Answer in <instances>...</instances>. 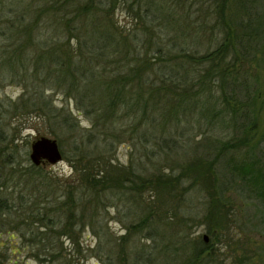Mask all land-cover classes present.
Masks as SVG:
<instances>
[{"label":"trees","instance_id":"16d2710c","mask_svg":"<svg viewBox=\"0 0 264 264\" xmlns=\"http://www.w3.org/2000/svg\"><path fill=\"white\" fill-rule=\"evenodd\" d=\"M160 1L50 0L37 9L40 14L55 12L63 31L37 39L39 53L35 58L42 65H36L35 71L52 61L54 71L53 67L49 70L63 77L58 79L60 85H65L66 94L91 121V127L84 129L65 107L56 112L50 103L42 106L55 116H63L77 149L71 159L76 185L68 183L64 199L54 206L65 217L53 220L47 207L43 213L39 212L42 207H36L33 221L42 223L44 230L35 231V235L32 232L29 239L37 244L44 241L52 256L56 252L60 256L61 236L77 243L79 231L88 226L77 207L85 210L94 203L97 209L111 190L121 189L131 197L151 190L173 200L175 207H181L192 191L205 193L208 207L204 222L212 237L209 241L197 237L192 243L183 239L185 249L177 264H210L214 260L213 241L225 232L233 217L229 186L236 184L264 202V155L258 152L264 141V129L260 128L264 121V0H193V4L207 5L209 13L195 28L188 22L194 29L192 42L180 41L176 33L170 35L167 21L176 20L175 12L168 9L166 0ZM172 1L186 5L190 0ZM127 3L133 19L140 20L142 33L132 31L139 27L129 29L115 18L118 4ZM209 25L215 46L204 47L197 39L206 35ZM62 33L63 43L55 46V37ZM214 121L231 129L233 135L225 139L223 134L206 129V124ZM188 133L204 134L209 149L188 161L177 159V172L174 167L167 171L160 161L156 164V156L167 157L173 148L182 149L190 140ZM127 137L134 140L136 149L131 157L141 150L150 165L156 164L153 169L143 168L142 162L139 169L134 158L128 165L113 162L116 145ZM26 169L28 182L41 192L34 200L47 199L62 185L40 165L30 164ZM18 197L20 201L24 198ZM145 204L148 210L150 202ZM14 207L8 196H0V217ZM150 213L117 238L119 263L137 264V254L154 258L147 245L137 252L128 245L134 233L147 231L145 238H153L148 228ZM101 232L108 234L103 227L97 231ZM129 251L134 260L128 259Z\"/></svg>","mask_w":264,"mask_h":264},{"label":"rangeland","instance_id":"374dc122","mask_svg":"<svg viewBox=\"0 0 264 264\" xmlns=\"http://www.w3.org/2000/svg\"><path fill=\"white\" fill-rule=\"evenodd\" d=\"M47 1L50 0H0V196H8L10 203L17 206L0 217V264H122L117 261V238L127 234L128 226L138 222L148 212H151V225L148 228H151L150 234L153 238H145L147 231L134 233L128 245L132 251L137 252L145 244L154 258L149 260L146 254H137V264H177L185 249L182 246L183 239L193 242L197 237L202 238L207 234L206 241H209L210 236L212 237L204 222L206 206L208 207L205 193L192 191L181 207H175L173 200H165L151 190L136 195L138 197L124 194L121 189L111 190L107 193L108 199L99 203L97 209H94V203H89L85 210L77 207L76 212L84 213L88 226L79 231L77 243L64 235L60 237L59 240L63 241L60 256L55 255L58 252L50 255L51 251L44 248V241L37 244L29 239L32 232L35 235V231L44 230L40 227L42 223L33 221L37 213L36 207H42L39 211L41 213L45 212L43 207H47V213L53 220L63 219V211L54 210V206L64 199L68 183L76 185L75 170L71 161L74 153H77L73 133L64 124L63 116H55L53 111L51 113L42 106L47 107L44 104L50 103L57 108L56 112L65 107L81 128L91 127V121L79 112L75 100L66 94L65 85H60L58 79L63 77L60 78L57 73L50 71L53 62H48V68L43 67V70L35 71L36 65H42L39 61L37 64L35 58L39 53L36 47L37 39H44L46 35L59 30L63 31V25L58 23L55 12L40 14L37 11ZM164 3L169 10L175 12L176 18L172 21L168 19L167 31L171 36L178 34L180 41L192 42L194 29L189 27L188 22L194 28L203 22L209 13L207 5L201 4L200 8L198 3L193 4V0L186 1V5H179V2L172 0H166ZM132 13L128 3L118 4L115 18L119 24L128 26L129 29L139 27L132 31L142 33L141 22L139 19H133ZM206 30V35L197 39L198 43L202 42L201 46L213 47L215 43L211 40L210 25ZM37 34L42 35L39 37ZM63 37V33L62 36L57 35L54 45L63 43ZM263 114L261 113V117ZM260 128L264 129V121ZM206 129H210L212 133L223 134L225 139L233 135L231 129L221 127L216 121L206 124ZM41 136L55 138L59 144L62 159L54 164L43 161L39 165L45 173L58 178L62 185L51 193L52 196L37 201L33 198L41 196V192L33 187L31 180L28 182V174L24 173H27L26 168L30 164H34L30 159L32 142ZM174 137L179 138L176 133ZM188 137L190 140L183 145V150L173 148L167 157L163 154L156 156V164L160 161L167 171L174 167L177 172V159L188 161L195 154L209 149L210 144L203 140L204 134L194 136L193 133H188ZM133 146L134 140L128 137L118 143L113 162L128 165L130 159L134 158L133 163L139 169L140 162L143 168L150 166V169H153L156 164L150 165L141 150L131 157V152L135 153L136 150ZM259 151L264 155V141L259 146ZM37 181L38 179H35L36 185ZM234 185V188L229 186L232 190H227L233 217L228 221L225 232L218 240L213 241L214 247L211 251L214 260L210 264H264V202ZM20 195L24 196L22 201L19 200ZM147 202H150L148 210L145 209ZM162 207L165 209L161 210ZM169 207L174 208L168 209ZM90 221L94 223L93 226ZM101 224L108 234L97 233L99 228H102ZM163 248L168 251L166 254L161 251ZM129 254L128 259L134 260L135 255Z\"/></svg>","mask_w":264,"mask_h":264},{"label":"water","instance_id":"95a60500","mask_svg":"<svg viewBox=\"0 0 264 264\" xmlns=\"http://www.w3.org/2000/svg\"><path fill=\"white\" fill-rule=\"evenodd\" d=\"M31 148L30 159L36 165L41 164L43 161L54 164L62 159V152L55 138L48 136L36 138L32 142ZM203 237L208 240L207 234H204Z\"/></svg>","mask_w":264,"mask_h":264}]
</instances>
